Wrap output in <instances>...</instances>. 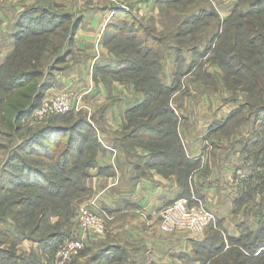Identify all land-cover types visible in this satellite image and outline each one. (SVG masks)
Instances as JSON below:
<instances>
[{
  "label": "rangeland",
  "instance_id": "374dc122",
  "mask_svg": "<svg viewBox=\"0 0 264 264\" xmlns=\"http://www.w3.org/2000/svg\"><path fill=\"white\" fill-rule=\"evenodd\" d=\"M105 1L0 0V6L3 7V20L6 21L5 28L7 30L3 37L4 41L13 42L11 33L14 29L16 30L15 24L18 16L27 9H44L58 14L70 15V20L60 25L55 33L37 37L31 41L27 40L31 44L23 48L21 44L19 49L22 48V51L18 55L27 61L26 68H32L30 55L35 51L32 64L46 73L44 77L28 82L23 88L24 90L33 87V94L44 80L51 82L50 88L44 94V96L49 94V97L47 99L42 97L38 107L48 99H55L62 92L71 93L75 102L80 98V105L82 106L79 110L74 108L69 112L49 116L40 117L37 115L35 117L33 114H27L22 116L16 124H14L12 118L19 110L18 107L13 108V105H10L12 107L4 110L5 115L0 110V145L4 147H0V173L7 158L25 138H29L34 133V130L49 123L58 122L54 121L58 119L57 117L70 112L75 115L85 114V109L88 108L90 102L87 97L90 94V89H86L80 84L70 87L69 85H63L62 75L65 72L67 59L55 64L57 67L52 73V70L48 72V68L54 64L56 57L66 51L71 24L79 16L80 11L86 12V7L89 4ZM213 2L215 5L209 0H168L160 10L157 18L158 26L148 23L149 28L158 34L162 42L150 59L156 61L159 57H162V78L167 85H171L173 80H176L175 73H177V67L180 64H182V73L187 71V68L195 59L196 52L201 53L212 44L213 54L203 61L199 58L196 59L197 64L195 66L197 67L182 75L179 89L173 94L170 101L171 107L178 112L179 116H176V114L174 116H169V114L164 116L163 123L166 125L161 129L164 132V137L159 138L157 142L142 141V143H159L152 146L154 149L160 148V145L163 144L164 148L162 147L158 151L165 150L166 154L172 158L178 156L181 144L186 155L183 135L184 120L193 115L198 117L196 119H200L202 123H195L194 129H198L202 124L224 121V124L217 125L216 132H211L210 135V141L217 144L213 147L208 144L207 147L210 154L211 152L214 153L215 148L216 153L218 151L219 154L221 148L219 157L221 158L222 155L226 157L220 159L221 162L223 160L227 162V166L231 168V174L235 173V176L233 175L235 181L233 182L237 183L238 181L240 183V219L233 218V212L228 217L229 222L234 225L239 221L240 229L239 225H235V229H223L219 222L215 220L214 224L211 223L210 225H214L216 229L210 230L208 233L206 230L200 238H212V233L218 231L222 235V240L228 243L230 242L228 230L231 232L230 235L237 236L247 226H243L244 223L249 224L247 227L251 226L257 229L259 223L264 220V112L262 111V106H264V57L260 54L258 48L260 36L264 35V0H213ZM20 6L24 7L21 12L18 11ZM195 16L201 18V21L197 20ZM138 19L144 20L141 17ZM211 40L213 43H211ZM135 46L137 47V45ZM132 47L133 45H123L116 41L110 45L118 59L126 55L127 57H135L136 55L132 54ZM180 54L183 58L179 59ZM106 73V70H104L103 74ZM121 75H118L117 80L125 83H132L139 77L138 74L132 76ZM202 102L208 109L201 114H197L194 110L204 108V106H198ZM92 107L94 108L93 104H91ZM99 115L100 112L95 109L91 120L97 122ZM142 121V118L134 117L131 126L134 127L135 122ZM62 123H67V121ZM130 123L131 120H129ZM206 129L207 126L205 125L203 130ZM172 130H174L173 134ZM161 139L162 141H159ZM256 141L258 142L256 143ZM129 142L135 144L136 142L141 143V140L133 139ZM166 146L167 149H165ZM232 159L234 164L228 163L232 162ZM224 162L222 163L223 171H225L224 167L226 165ZM91 170H89L90 173ZM230 183L232 182L230 181ZM190 190H192L191 181ZM191 194L199 196L196 192ZM74 197L73 201L66 203L69 206V211L66 209V212H70V215H72V227L78 225V229H80L78 205L82 201L98 197L86 194ZM203 203L209 209L206 202L203 201ZM96 208L100 210L98 203ZM210 211L213 212L211 209ZM159 230L164 234H171L162 231L160 224ZM13 231L17 235L16 242L20 245L24 241L23 238L20 239L22 230L14 227ZM179 232H182V230H179ZM217 237L219 235L215 238ZM87 244L88 242L80 251L79 256L68 264H79L80 259L88 249L86 248ZM22 253L17 251L18 255ZM188 256H190L188 264H200L201 260L209 257L198 245H194ZM88 262L86 261L85 264ZM182 263L187 264L183 259ZM98 264H107V262L102 261ZM213 264H216V262ZM247 264L254 263L248 262ZM258 264H264V262Z\"/></svg>",
  "mask_w": 264,
  "mask_h": 264
},
{
  "label": "trees",
  "instance_id": "16d2710c",
  "mask_svg": "<svg viewBox=\"0 0 264 264\" xmlns=\"http://www.w3.org/2000/svg\"><path fill=\"white\" fill-rule=\"evenodd\" d=\"M166 1L168 0H160V3L165 4ZM195 18L201 21V18L197 16ZM81 19L79 15L71 24L67 49L55 58L48 72L52 70V73L57 67L55 64L65 61L70 54V47L74 43L73 38ZM68 20H70L68 14H58L44 9L35 10V8L27 9L18 16L16 30L11 33L14 43L13 53L0 67V110L4 113V110L12 107L10 105H13V108L18 107L19 110L12 118L14 124L18 123L22 116L31 113L51 86L50 81L44 80L35 93L32 94L33 87L24 90L28 82L44 77L46 73L32 64L35 51L30 55L32 68H26L27 61L18 54L23 47L31 44L27 40L53 34ZM113 20L106 26L103 35L104 45L113 55L115 54L110 48L112 42L133 45L132 54L136 56L126 55L118 59L115 55L116 62L112 69L106 66L100 70L102 74L106 70L107 73L103 75L110 73L116 79L121 74L139 75L138 79L133 81L135 84L133 82L132 84L138 92L144 94L145 98L141 105L129 111L132 113L129 116L132 119L129 126L133 123L134 117L143 118L142 122H135L131 134L134 136L138 133H148L152 137V132H163L161 129L166 125L163 123L164 116L175 114L170 101L179 89L182 75L197 67L196 59L203 61L212 56L213 41L211 40V46L207 50L195 53L193 63L184 73L180 64L175 73L176 80H173L171 85H167L162 78V57L156 61L150 59L162 43L158 34L149 28L146 21L138 19L130 12L117 11L113 15ZM21 44L22 48L19 49ZM258 48L264 57V35L260 36ZM180 58H183L181 54ZM262 111L264 112V106ZM57 118L54 121L58 122L40 127L34 130L29 138H25L7 158L1 169L0 264H44L41 262V257H45V264H51L59 247L73 234L72 215L66 212V209L69 211L66 203L73 201L74 196L79 197L89 192L85 181L90 175L89 170L97 165L96 156L101 145L95 129L85 115H75L70 112ZM143 123L148 131L143 129ZM221 124H224V121H215L211 126V132H216L217 125ZM162 136L155 138L159 139ZM177 140L180 144L178 137ZM0 147L4 148L3 145ZM182 149L180 144L175 162L178 160L180 164L181 168L177 172L180 177H178L181 178V184L186 187L185 181L198 167L199 162L188 159ZM164 157L167 162L172 161V157L168 155ZM245 225L249 224L244 223L243 226ZM247 226L237 236H232L228 232L230 239L228 243L222 240V235L218 231L212 233V238H202L197 242L198 247L209 255L207 259L201 260L200 264L264 262V220L259 223L257 229ZM14 227L22 230L20 239L37 241L39 250L18 255L19 244L16 242ZM213 229H216L214 225H210L206 232ZM215 234L219 237L215 238ZM221 255L223 256L220 257Z\"/></svg>",
  "mask_w": 264,
  "mask_h": 264
},
{
  "label": "crops",
  "instance_id": "0c3cea01",
  "mask_svg": "<svg viewBox=\"0 0 264 264\" xmlns=\"http://www.w3.org/2000/svg\"><path fill=\"white\" fill-rule=\"evenodd\" d=\"M120 5L124 8L106 0L89 4L86 12L80 11L82 19L62 75L63 85L80 84L90 89L87 95L89 106L83 115L95 129L101 148L96 156L97 165L86 180L89 188L86 195L97 196L98 208L109 216L105 237H90L88 249L79 264L86 261H89L87 264L102 261L107 264H183L182 259L188 264L190 251L202 238L183 231L162 233L159 230L161 211L176 199H190V193L196 192L199 196L194 195L206 202L223 229H235V225L240 229L239 221L234 225L228 220L232 212L233 218L240 219V183L233 182L235 173L231 174V168L224 160L225 171L222 170L220 159L226 157H219L221 148L219 154L216 148L214 153L208 152V144L212 147L217 144L210 141L214 122L194 129L195 123H202L196 119L198 117L193 115L184 120L186 155L188 159L199 162L185 181L186 187L181 184L177 173L181 168L178 160L175 162L173 157L171 162H167L165 150L158 151L164 145L154 149L152 146L159 143H142L157 142L155 137L164 135L163 132H159L161 135L152 132L153 139L148 133L132 136L134 127L129 126V120H132L129 111L141 105L145 97L132 83L120 82L110 73L102 74L101 68L109 66L112 69L116 62L115 55L103 43V35L117 11L130 12L146 23L158 26L157 18L164 4L160 0H121ZM23 9L20 6L18 11ZM3 19V7L0 6V67L14 50L13 42L3 40L7 31ZM198 106L204 108H196L197 114L208 109L203 102ZM95 109L100 112L97 122L91 120ZM173 111L179 116L176 110ZM205 125L207 129L203 130ZM143 127L145 131L149 130L145 123ZM129 139L141 140V143L133 144ZM231 161L228 163L234 164L233 159ZM72 230L77 231L78 225ZM32 250H39L37 241L26 239L18 246V252L28 254ZM41 262L45 264V257Z\"/></svg>",
  "mask_w": 264,
  "mask_h": 264
},
{
  "label": "built area",
  "instance_id": "2783aa9c",
  "mask_svg": "<svg viewBox=\"0 0 264 264\" xmlns=\"http://www.w3.org/2000/svg\"><path fill=\"white\" fill-rule=\"evenodd\" d=\"M107 1L114 4L116 7L124 8L123 5H120L121 0ZM209 1L214 4L213 0ZM44 97L47 99L49 94ZM80 102V98L75 102L71 93L62 92L58 94L55 99L44 101L40 107L37 105L29 114H33L35 117L37 115L41 117L62 114L74 108L79 110L82 108ZM96 204L97 198L95 197L82 201L78 205L80 229L73 231L71 237L59 247L51 264L70 263L79 256L80 251L85 247L92 235L95 238H102L105 236L109 216L105 211L98 210ZM215 220H217L216 214L205 206L202 199L192 195L190 199H176L172 204L166 206L161 211L160 228L166 233L182 230L193 235L202 236L209 225L211 223L214 224Z\"/></svg>",
  "mask_w": 264,
  "mask_h": 264
}]
</instances>
